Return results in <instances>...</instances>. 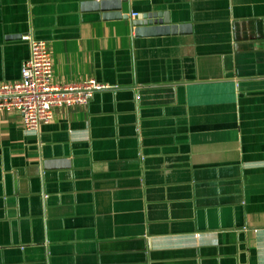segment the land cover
I'll use <instances>...</instances> for the list:
<instances>
[{
	"label": "crops",
	"instance_id": "crops-1",
	"mask_svg": "<svg viewBox=\"0 0 264 264\" xmlns=\"http://www.w3.org/2000/svg\"><path fill=\"white\" fill-rule=\"evenodd\" d=\"M84 1L0 0V84L36 31L54 83L117 87L38 132L0 111V264H45L44 236L51 264H264V0H128L114 20ZM157 6L193 33L136 37L131 9ZM44 153L70 168L43 178Z\"/></svg>",
	"mask_w": 264,
	"mask_h": 264
},
{
	"label": "built area",
	"instance_id": "built-area-1",
	"mask_svg": "<svg viewBox=\"0 0 264 264\" xmlns=\"http://www.w3.org/2000/svg\"><path fill=\"white\" fill-rule=\"evenodd\" d=\"M24 39L29 43V58L23 63L19 80L0 84V111L21 113L27 131L38 132L42 124L50 123L57 107L88 104L95 92L113 88L94 78L54 83L53 57L47 42L31 36Z\"/></svg>",
	"mask_w": 264,
	"mask_h": 264
},
{
	"label": "water",
	"instance_id": "water-1",
	"mask_svg": "<svg viewBox=\"0 0 264 264\" xmlns=\"http://www.w3.org/2000/svg\"><path fill=\"white\" fill-rule=\"evenodd\" d=\"M128 0H93V1H84L78 5V11H80L83 15L93 13L95 15L101 14L102 18L105 20H114V19H121L124 18L123 14V5ZM161 6L151 7L149 10H138L136 7L131 9V12L137 13V16L132 19V25L134 27V35L136 37H144V36H160V35H172V36H185L191 35L193 33V24L192 22L186 23H173L170 19V15L168 12H161ZM33 38L36 40H43L44 38L39 36V34L35 31L33 32ZM28 43V41L26 40ZM29 58V57H28ZM238 73V72H237ZM21 78V77H20ZM185 82V81H180ZM241 82V80H240ZM170 84H177L181 85L180 83H169ZM174 87V85H170ZM117 87L107 89L108 90H115ZM105 91V90H102ZM138 100L140 101L141 95L136 94ZM93 99V98H92ZM91 99V101H92ZM61 158V157H60ZM42 164L41 166V173L40 176L46 177L48 171L51 170H59L62 168H70L71 163L65 162L63 159L61 161L54 160V157L50 156L47 153H44L42 156ZM45 193V205L43 204V197L42 195H37L36 200L38 201V205L34 209L33 223L37 224V222L45 224L47 227L52 229L51 221H47L45 218L52 217V210L50 207L47 209L46 201L48 203V193ZM50 203V201H49ZM44 210V211H43ZM43 221H42V218ZM49 238L47 239L44 236V239L40 242L44 243L45 245L41 247L43 249L44 259L43 262L45 264H51L50 259L52 257L54 248L49 245ZM145 264V263H143Z\"/></svg>",
	"mask_w": 264,
	"mask_h": 264
}]
</instances>
